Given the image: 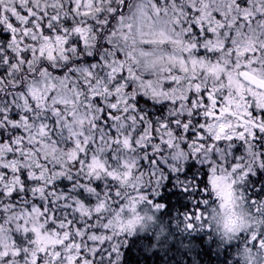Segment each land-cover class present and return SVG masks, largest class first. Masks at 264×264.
Wrapping results in <instances>:
<instances>
[{
    "label": "clouds",
    "instance_id": "1",
    "mask_svg": "<svg viewBox=\"0 0 264 264\" xmlns=\"http://www.w3.org/2000/svg\"><path fill=\"white\" fill-rule=\"evenodd\" d=\"M13 106L26 144L0 121V264L55 254L49 200L95 235L88 264H264V0H0V111Z\"/></svg>",
    "mask_w": 264,
    "mask_h": 264
},
{
    "label": "snow or ice",
    "instance_id": "2",
    "mask_svg": "<svg viewBox=\"0 0 264 264\" xmlns=\"http://www.w3.org/2000/svg\"><path fill=\"white\" fill-rule=\"evenodd\" d=\"M157 4L159 3V0H156ZM176 3L179 4L180 0H176ZM173 7H175V5H173ZM183 5H181V9H183ZM189 11H191V9H189ZM181 14H183L181 12ZM12 15L16 16V10L13 9L12 10ZM32 13L29 10L28 12L25 13V16H31ZM175 15V13H174ZM18 19H23V17H19ZM177 19H179V16H177ZM26 23H28V21H25ZM196 25L193 24L192 28L195 29ZM8 28L11 29L13 32H15V27L13 23H9L8 24ZM204 30L207 33L212 31V28L209 27L207 29H201ZM199 34V33H197ZM25 36H27V31H25ZM242 76H246L247 73L242 72L241 73ZM123 77L120 76L116 79V83L119 84L120 80H122ZM15 99V98H14ZM209 101H211L212 103H215V100L213 99L212 96H208V98L205 100V104H207ZM96 103L99 104L100 101L97 98ZM29 111H31V109L28 110H24L23 112V119L25 121V124L31 122V121H36L39 120L41 121V125H40V132L41 133H47V128L44 125L43 121L48 120V116L47 115H41L40 113H36L32 116L29 115ZM122 111L121 109H119L118 104L116 103V97L113 96L111 98V101L109 102V106L105 112L104 115V120L105 121H110V122H116L120 119L119 116V112ZM123 111H126L123 110ZM22 119L21 117V110L16 108L15 106H13L12 109H10L9 111L5 112V111H0V121L4 122V125L6 127H10L12 129H14L13 131V135H17L19 134V136L21 137V139H19L18 141H14L11 139V137H8V141H9V145L10 148H15L18 150H22L23 146L26 144V141L23 139L25 133L21 130L20 126H19V121ZM11 122V123H9ZM59 121H49V123H58ZM108 127L111 129V123L108 125ZM110 134L112 136H116L117 133L115 130H111ZM62 137V133L59 134ZM4 132H3V128H0V144L4 143ZM77 143H79V141H77ZM28 147H31V145H28ZM88 147L90 148L91 145L89 144ZM25 155H27V153H25ZM19 156L20 160L23 161L24 160V156L20 155V151H10L9 152V159ZM40 169V164L37 163V165L35 166L34 171H39ZM16 171L19 172V177L20 179H22L25 182V186L30 182L29 179V175H28V171L26 168H20V169H16ZM0 174H7V175H11L12 172L10 171L9 167L6 165H2L0 166ZM0 178H3L2 175H0ZM36 183L39 182V178H36ZM4 193L0 192V195H3ZM65 200L67 198H64ZM56 201H51L49 200L47 202V207H45L44 203H40L39 204V209L43 210V214L47 217L48 215V210L52 209V219L53 220H62L63 223L58 224V225H53V224H49V227H57L60 231L63 232V239L58 241L57 244H55L53 247L55 248V254L53 255L51 252H47L45 249H41L40 254L37 253H32L29 251L28 247H24L23 251L21 252L19 249H17L16 251H14L12 253V255L14 256H18L20 259H25V257L28 256H32V260L31 261H25V264H42V259L41 257L43 255H47L50 256L51 260L54 262L58 259V258H63V260L66 262V264H81V260L80 257L83 256L84 257V261L83 264H88V260H87V256H86V252H87V248H88V242H95L96 237L95 235H88L87 231L85 232H81V229L84 228V224L80 223L78 224L76 222V220L72 219L71 217H67V219H65L64 217L58 216L56 214V209L54 207V205L56 204ZM70 208V205H68L67 203H65L63 205V208L61 210L67 212V210ZM97 211H99V208L97 209ZM75 225V231H73V226ZM189 227H192V223L190 222ZM105 228L108 227V225H104ZM65 229H67V231H65ZM38 230L33 228V232H37ZM84 236L86 238L87 242H82L79 241V237ZM30 238V237H29ZM19 240V238H17ZM20 243H24L23 241H20ZM81 243H83V247H81ZM66 245V246H65ZM63 247V252L61 251V247ZM73 249H75V253L73 254ZM113 251H116L115 248L112 249ZM93 252H96L97 250L95 248L92 249ZM98 254V253H97ZM5 261L7 262L8 260H10V256L8 255V253H4L3 254Z\"/></svg>",
    "mask_w": 264,
    "mask_h": 264
},
{
    "label": "trees",
    "instance_id": "3",
    "mask_svg": "<svg viewBox=\"0 0 264 264\" xmlns=\"http://www.w3.org/2000/svg\"><path fill=\"white\" fill-rule=\"evenodd\" d=\"M129 256H130V258H132L130 252H129Z\"/></svg>",
    "mask_w": 264,
    "mask_h": 264
}]
</instances>
